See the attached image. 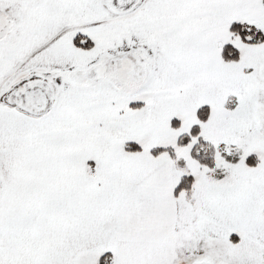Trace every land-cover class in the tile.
Instances as JSON below:
<instances>
[{"label":"snow or ice","instance_id":"1","mask_svg":"<svg viewBox=\"0 0 264 264\" xmlns=\"http://www.w3.org/2000/svg\"><path fill=\"white\" fill-rule=\"evenodd\" d=\"M0 264H264V0H0Z\"/></svg>","mask_w":264,"mask_h":264}]
</instances>
